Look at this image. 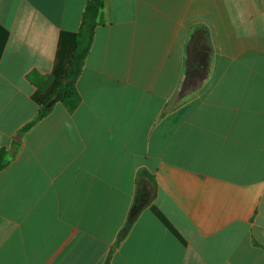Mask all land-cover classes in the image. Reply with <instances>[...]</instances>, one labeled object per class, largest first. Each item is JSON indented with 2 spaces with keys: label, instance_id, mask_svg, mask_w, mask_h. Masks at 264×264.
Here are the masks:
<instances>
[{
  "label": "crops",
  "instance_id": "1",
  "mask_svg": "<svg viewBox=\"0 0 264 264\" xmlns=\"http://www.w3.org/2000/svg\"><path fill=\"white\" fill-rule=\"evenodd\" d=\"M87 3L0 0V264H264V0H104L80 106L19 138Z\"/></svg>",
  "mask_w": 264,
  "mask_h": 264
},
{
  "label": "trees",
  "instance_id": "2",
  "mask_svg": "<svg viewBox=\"0 0 264 264\" xmlns=\"http://www.w3.org/2000/svg\"><path fill=\"white\" fill-rule=\"evenodd\" d=\"M104 0H88L81 27L76 36L75 49L72 54L71 64L67 78L64 83L60 85L57 91L52 94L47 100L42 103V107L39 111L38 117L32 123L25 126L19 132V138H22L26 132H28L33 126H35L41 119L45 118L49 114L51 107H48L50 103L62 104L66 110L73 114L81 104V95L77 88V83L80 78L85 61L91 51L95 31L97 27L102 24V11L104 9ZM36 84L41 86V90L49 84L50 79L44 80V78L36 75L33 78ZM44 84L42 85V82ZM20 144L15 142L12 150L0 148V171L5 169L12 159L19 153ZM157 192V184L155 177L148 172H143L138 178V189L131 211L129 225L130 226L137 216L145 209L155 197Z\"/></svg>",
  "mask_w": 264,
  "mask_h": 264
},
{
  "label": "rangeland",
  "instance_id": "3",
  "mask_svg": "<svg viewBox=\"0 0 264 264\" xmlns=\"http://www.w3.org/2000/svg\"><path fill=\"white\" fill-rule=\"evenodd\" d=\"M92 49V48H91ZM72 58V57H71ZM86 62V61H85ZM71 64V63H70ZM85 65V64H84ZM70 68V67H69ZM83 70V69H82ZM68 72H69V70H68ZM82 73V72H81ZM68 75V74H67ZM81 76V75H80ZM67 78V77H66ZM66 80V79H65ZM65 82V81H64ZM53 103V102H52ZM52 103H50L49 105H48V107H51V105H52Z\"/></svg>",
  "mask_w": 264,
  "mask_h": 264
}]
</instances>
